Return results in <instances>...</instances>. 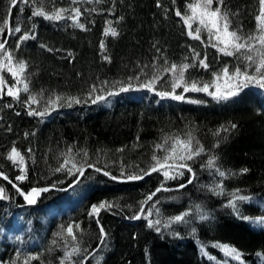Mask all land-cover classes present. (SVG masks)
<instances>
[{
  "label": "trees",
  "instance_id": "obj_1",
  "mask_svg": "<svg viewBox=\"0 0 264 264\" xmlns=\"http://www.w3.org/2000/svg\"><path fill=\"white\" fill-rule=\"evenodd\" d=\"M189 2L18 0L17 7L10 9L9 0H0V27H4L6 17L9 20L0 41H6L14 63H26L24 75L29 83V92L25 93L23 84H16L7 69L0 72L5 92L9 85L20 89L19 100L6 94L0 98V172L25 191L56 184V189L43 193L35 205H28L11 184L0 178V187L9 197L0 201V264H24L29 257H36L29 264H60L64 252L71 251L72 242L67 238L65 244L54 234L61 231V225L76 223L83 229L81 234L73 227L81 255L72 259H84L85 264H97V259L100 264H264V226L241 220L226 206L231 194L239 190V195L252 197L250 202L237 201L240 214L252 219L264 217V89L253 84L227 100L214 99L203 91L185 92L183 85L173 91L172 73L163 71L167 66L164 60L169 64H198L192 60L191 49L201 58L207 55L209 69L189 68L185 72L189 84L197 81L202 86L213 81L212 73L220 72L225 65L231 71L244 68L246 63L187 35L186 26L175 12L187 11ZM224 3L233 29L243 34L256 31L259 0ZM41 6L48 13L79 8L80 23L86 30L73 26L70 19L50 21L32 16L33 9ZM109 22L118 32L115 37L104 35ZM15 26L21 32L9 35V29ZM24 34L35 38L18 45ZM202 36L207 39L206 33ZM247 54L256 58L255 51ZM248 70L255 74L253 67ZM153 75L160 77L153 88L142 87ZM117 81L131 85L130 90L108 96L109 90H119V84L113 88ZM219 83L226 91L223 79ZM93 85L97 90L92 97L103 95L106 99L92 103L88 97ZM160 92L170 95L160 96ZM209 92H215V88L210 87ZM172 95L184 98L175 100ZM30 96L37 102L33 103ZM56 96L62 99L52 107L49 100ZM68 98H77L80 103L68 106ZM45 109L48 111L43 117L28 115L29 110ZM231 124L237 127L231 129ZM218 130L219 136L215 135ZM189 133L205 149L188 161L196 174L191 184L187 183L191 174L184 169L174 170L183 171V176L167 181L160 172L139 180L127 179L149 170L155 163L153 154L161 158L165 155L156 148L164 143L165 136L186 139ZM13 147L24 157L22 165L7 159ZM69 149L77 166L88 169L82 177L67 174L71 160L64 171H55L64 163ZM209 156L217 157L216 164L228 173L226 177L205 166ZM89 163L94 167H87ZM96 167L102 171L96 172ZM22 168L27 178L16 181ZM242 169L248 171L242 173ZM103 171L117 179L104 176ZM77 178L79 183L69 188ZM161 184L170 191H160L151 201L142 203ZM181 184L186 186L181 188ZM219 184L223 191L216 194ZM103 200L115 206L100 212L107 233L101 245L99 227L89 211L91 205ZM184 213H188L184 221L169 223L172 217ZM204 214L208 219H200ZM157 220L159 224H155ZM149 221L153 227H149ZM215 244L235 247L242 253L241 259L225 256L213 247ZM258 252L261 256L256 255Z\"/></svg>",
  "mask_w": 264,
  "mask_h": 264
},
{
  "label": "snow or ice",
  "instance_id": "obj_2",
  "mask_svg": "<svg viewBox=\"0 0 264 264\" xmlns=\"http://www.w3.org/2000/svg\"><path fill=\"white\" fill-rule=\"evenodd\" d=\"M24 3H27L28 0H23ZM91 2V0H89ZM96 2H99V0H96ZM10 3V9L11 7H17L18 0H9ZM73 3H76V0H73ZM173 3H175V0H173ZM215 3V7H213ZM259 14L255 17L257 20V28L255 32L243 34L240 29H233L231 27V20L229 18L230 13L227 10V7L224 3V0H190V2L186 5L187 11L184 13H181L180 10H176L175 15L179 17L184 25L187 28V35L193 39L200 41L201 44L205 45V47H213L217 50V52L221 53L224 56L228 57H237L242 58L246 63L245 67H235L233 70H229L228 66L225 65L220 72H213L212 75L214 77L213 81L203 83L202 86H198L197 81H192L190 84L185 80V72L191 68V67H201L205 71L209 69V64L207 61V55L205 54L203 58H201V54L197 52L195 49H191L193 52L192 60L198 61V64L196 63H171L165 59L164 64L167 65L163 68V71L165 73H172V88L173 91H175L176 88L184 86V91L187 92L189 90L191 91H203L208 93L209 95H212L214 99L217 100H227L230 97H235L239 94V92L250 85L255 84L261 89H264V0H259ZM157 6L160 7V4L157 3ZM10 9H9V15H10ZM22 11V10H21ZM70 12V15L65 17L64 13ZM190 13V14H189ZM232 15H235L233 13ZM32 16H38L43 17L45 20L50 21H59L62 19H70L72 21L73 26L78 27L82 30H86L84 25L80 23V16L81 11L79 8L74 9H64L59 8L53 11L52 13H48L44 10V8L37 7L34 8L32 11ZM122 19V18H121ZM4 27H0V33H3L5 31V28L8 27L9 20L6 17L3 21ZM196 24V27H193V25ZM21 28L19 26H15L13 28L9 29V35L13 33H20ZM202 33L207 34V39H205L202 36ZM104 35H111L113 37L118 35V32L114 27L111 26V22H109L108 26L104 29ZM34 36H31L29 34H24L19 37L18 45L20 42L27 41L29 39H34ZM6 41H0V53H2V57H0V72H2L4 69H7V71L11 74L13 79L15 80L16 84H23V92L28 93L29 92V83L27 81V77L24 75L27 70V65L23 61L15 62L13 61V56L11 52L8 51V49L5 47ZM41 47H46L45 45H41ZM101 50H104L105 45L104 42L101 41L100 44ZM49 51H52V49H48ZM255 51L256 58L254 59L253 55L247 54L252 53ZM71 55V53H69ZM105 60L110 61V58L105 56ZM187 59V58H186ZM153 67L155 68L156 65L153 64ZM254 68V75L249 72V68ZM139 79V77H136ZM157 79H160L159 76L153 75V78L151 80H148L146 84L142 85V87H147L149 90H151L156 82ZM223 79L224 87L226 88V91L222 90V85L219 83ZM105 85H107V81L103 82ZM116 84H119V90L113 91L109 90L107 92L108 96H114L118 95L119 92H127L130 90L131 85L124 86L123 82L117 81L114 82L113 88H115ZM5 79L2 75H0V98H3V95H7L14 100H19V93L20 89L15 88L14 86H7V90L5 92ZM214 87L215 92H209V88ZM97 89L95 85L92 86V89L89 93V99L92 100V103H96L98 100H104L106 99L105 96L100 95L96 96L95 98L92 97V93L95 92ZM160 96H167L170 95V93L167 92H160L157 93ZM184 97L181 95H172V99L175 100H182ZM29 99L35 103L36 97L30 96ZM62 99L60 96H56L55 100H49V104L52 107H55L57 102H59ZM80 103L79 99L77 98H68V106H71V103ZM196 102V101H193ZM8 107H11V105H8ZM48 109H45L44 111H32L29 110L28 115H38L43 117L47 113ZM17 115L20 113L17 112ZM231 129H235L237 127L236 124H231L229 126ZM222 131L227 132L229 131V128H222ZM220 130H218L215 135L219 136ZM164 143L163 144H157V149H162L165 152V155L161 158L157 155L153 154L152 160L155 161L154 164L151 165L149 170L143 171L142 175H130L127 177V179L130 180H139L142 179L144 175H150L151 173L160 172V174L163 176L164 180L167 181L169 179H176L178 176H183V171H175L178 169H184L191 175L189 176L187 183L191 184L193 179H195V172L192 168V166L188 163V161H193L196 157H199L202 153L205 152V149L202 145H200L199 141H196L195 138L189 133L187 135L186 139H181L178 136H165L163 138ZM169 141H172L169 147L165 148L164 144H168ZM217 147L219 145H216ZM31 151V149H29ZM118 151H123V149H118ZM71 149H69V153L65 154L66 159L64 160V163L60 165L55 171L60 172L65 170V166L69 163V161H72L71 167L67 168V174L69 176H76L77 173L79 176L84 175V166L80 165L77 166V163L74 161V159L70 155ZM85 160L87 158V152L83 153ZM7 159L11 161L13 164L19 163L22 165L24 163V157L21 155V153L13 147L11 149V152L8 154ZM217 157L216 156H209L207 161L205 162V166L210 169H215V172L220 177H226L228 173L221 170L217 164H216ZM87 167H94L92 164H87ZM96 172H101L102 170L99 167L95 168ZM242 173H246L248 169H242ZM104 176H109L111 179H117L115 176H111V174L108 171H103ZM121 175H123V172H121ZM0 178H2L4 181H7L9 184L12 185V187L16 190V192L23 197L24 201L28 205H35L38 202V199L41 197L43 193L49 192L53 189H56V184H53L51 187H33L29 191L23 190L21 187H19L16 183H14L7 175H5L3 172H0ZM27 178L26 171L22 168L21 174L16 176V181L23 182ZM62 183V181L60 182ZM79 183V179L73 181L72 184H70L68 187L72 188L75 186V184ZM186 185L181 184L180 187L183 188ZM217 189L219 191L216 192V194H221L223 191L222 184L217 185ZM61 191H67L68 189H59ZM160 191H170L167 187L164 186V184H161L160 187H158L154 192L148 194L146 200L142 203H147V201H151L153 197L156 195V193ZM214 191H216L214 189ZM239 190L232 193V199L229 200L227 207H230L233 212L243 221L249 222L253 225H259L264 226V217L252 219L247 216H242L239 211V207L237 205V201L240 202H250L252 200V197L247 195H239ZM9 197L7 196L6 190L4 187H0V201L6 200ZM115 205L113 203L103 200L100 201L98 204L91 205L89 216L94 217L96 219V224L99 227V233H100V244H104V238L107 236V233L103 227V225L100 222V212L101 210H111ZM199 209V206H197ZM150 214V213H149ZM188 213H184L182 215H177L175 217H172L169 223L172 222H182L184 221V216ZM132 219H140V216H133ZM200 219L205 220L208 219L207 214L201 215ZM160 221H155V224H159ZM153 222L149 221V227H153ZM167 227V225H165ZM73 227H75L77 232H80L83 234V229H81V226L79 223H76L74 226L72 224H68L67 226L61 225V231L55 233L54 235L59 236L61 239L65 240V244L68 243L67 238H71L72 247L71 251H65L64 257L61 259L60 264H85L84 259L80 260H73V256H79L81 255V249H80V240L76 232H74ZM158 230V229H157ZM195 231V230H193ZM64 233L67 234V236H64ZM55 243V241H53ZM213 247H217L221 249V251L224 252L225 256L232 257L233 259L240 260L242 253L237 250L235 247L227 245V244H215ZM201 251L203 252V247L201 248ZM207 255V253H205ZM257 256H261V253H257ZM36 259V257H29L25 259L24 264H29V260ZM264 259V257H262ZM14 264V262H13ZM97 264H100V259H97Z\"/></svg>",
  "mask_w": 264,
  "mask_h": 264
},
{
  "label": "water",
  "instance_id": "obj_3",
  "mask_svg": "<svg viewBox=\"0 0 264 264\" xmlns=\"http://www.w3.org/2000/svg\"><path fill=\"white\" fill-rule=\"evenodd\" d=\"M87 170H88V169H87ZM87 170H85L84 173H85ZM81 177H82V176H81ZM81 177H80V178H81Z\"/></svg>",
  "mask_w": 264,
  "mask_h": 264
}]
</instances>
